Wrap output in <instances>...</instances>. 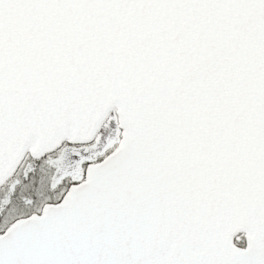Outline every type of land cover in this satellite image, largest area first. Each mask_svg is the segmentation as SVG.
<instances>
[{"label": "snow or ice", "instance_id": "snow-or-ice-1", "mask_svg": "<svg viewBox=\"0 0 264 264\" xmlns=\"http://www.w3.org/2000/svg\"><path fill=\"white\" fill-rule=\"evenodd\" d=\"M0 264H264V0H0Z\"/></svg>", "mask_w": 264, "mask_h": 264}]
</instances>
